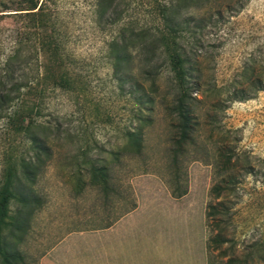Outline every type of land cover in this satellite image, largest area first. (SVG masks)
<instances>
[{"label": "rangeland", "instance_id": "rangeland-1", "mask_svg": "<svg viewBox=\"0 0 264 264\" xmlns=\"http://www.w3.org/2000/svg\"><path fill=\"white\" fill-rule=\"evenodd\" d=\"M227 1L210 0L206 8L197 10L200 17L206 12L202 24L206 25L191 46L201 54L199 64L207 79L219 85L243 81L252 98L216 111L209 104L212 96L198 103L197 146L191 147L194 150L179 171L188 193L175 198L181 201L177 202L183 211L181 222L186 226L190 222L192 232L199 228L200 214L207 264H264L260 258L264 255V90L256 91L243 79L260 75L264 84V0H249L237 13L231 10L210 18ZM43 2L52 8L63 45L65 63L56 68V74L64 79L61 85L53 84L43 69H25L29 74L19 81L32 79L34 88L31 84L22 88L17 93L21 99L8 110L12 118L0 120V199L6 184L23 170V162L35 155L32 138L50 148L41 155L35 183L45 201L43 207L33 214L22 241L21 234L13 236L15 232L9 237L26 255V264H139V247L133 250L126 245L117 251L113 245L110 253L102 242L107 223L114 221L111 226H115L128 215H139V199L172 196L173 129L166 101L132 86L153 60L143 46L112 44L118 23L110 22L112 10L102 16L96 0H0V66L20 39L31 37L38 42L32 12ZM113 2L118 11L129 6L126 0ZM253 59L262 66L244 72ZM15 67L24 73L18 63ZM162 85L168 88L167 76ZM35 98L41 105L33 122L41 126L34 127L36 137H30L23 129L32 120H22L15 111L22 113L25 101ZM209 111L216 112L212 125L206 117ZM228 145L240 155L233 170L237 185L226 196L223 212L208 216L209 205L217 201L210 194L215 183L214 157ZM94 164L109 165L116 192L106 195L89 182L87 173ZM133 199L137 207L122 214ZM15 207L16 200L10 197L9 209Z\"/></svg>", "mask_w": 264, "mask_h": 264}, {"label": "trees", "instance_id": "trees-1", "mask_svg": "<svg viewBox=\"0 0 264 264\" xmlns=\"http://www.w3.org/2000/svg\"><path fill=\"white\" fill-rule=\"evenodd\" d=\"M96 1L95 5L101 9L102 16L106 15L108 10H112L109 15L110 22L118 23L116 34L111 39L112 44L124 48L143 46L149 59L153 60L152 66L140 72L139 83H133L132 86L139 93L156 97L163 96L166 101L165 110L173 129L171 167L174 171L170 188L172 196L180 198L188 193V184L181 185L179 171L192 154L194 149L191 147L197 146L195 135L201 125L198 103L212 96L209 104L211 109L216 111L221 109L222 105L228 106L235 101L248 100L252 98V95L245 89L243 81L234 79L227 85H219L216 81L207 79L203 68L200 67L201 54L191 44L194 43L199 29L206 25H202L204 21L206 22V12L200 17L197 15L199 12L197 10L206 8L210 0H126L129 6L123 11H118L113 0ZM248 1L228 0L223 5L224 9H221L222 6L217 13L210 14V18L217 14L223 15L231 10L237 13ZM51 10V6L43 2L36 11L32 12L35 16L38 42H33L31 37H28L29 40L20 39L18 47L5 60L4 65L0 66V120L4 117L9 120L12 118L8 110L15 107L14 104L21 99V95L17 93L22 88L29 84H31V89L34 88L32 79H28L25 83L19 81L21 76L23 78L29 74L25 69L38 71L43 69L46 78H51L53 84L61 85V80L64 79H59V74H56V68H62L65 61L63 45ZM191 39L193 42L190 41ZM16 63L21 70H24V73L17 72ZM257 65L259 64L256 59L249 61L244 66V72L255 70ZM166 76L169 85L164 90L162 82ZM243 79L251 82L250 84L256 91L264 90L263 79L260 75L255 78L244 76ZM11 80H14L13 84ZM66 80L69 82L68 76ZM34 94L37 95L38 90H35ZM199 94H202V98L198 96ZM40 105L35 98L34 102L25 101L22 113L15 111V114L21 116L22 120L25 121L27 118L32 120L28 122L27 128L23 129L28 130L30 137H36L33 129L41 126L33 122V115L37 109H40ZM215 113H210V111L206 113L209 125L216 120ZM142 114L145 116V113ZM136 129L142 130L141 127ZM32 140L35 155L23 162V170L14 177L13 181L6 184V194L0 199V264H26V255L18 249V245L15 247L9 236L13 232H15L13 236L21 234L22 241L30 228L33 214L39 211L45 202L43 196L36 190L35 183L41 155L48 154L50 148L44 145L45 142L39 138H32ZM239 158L240 155L234 152L229 145L224 146L214 157L215 183L211 187L210 194L217 201L209 205L208 216L223 212L222 207L226 196L237 185L233 170ZM87 174L89 182L93 186H98L100 191L106 195L111 191L116 192L109 165L94 164ZM78 178L80 183L83 182V173H80ZM10 197L16 200V207L11 210L9 209ZM123 198L126 197L123 196ZM136 207L137 201L130 200L122 214ZM113 223L114 221H110L104 227H110ZM9 227L11 229L8 231ZM260 258H264V255Z\"/></svg>", "mask_w": 264, "mask_h": 264}, {"label": "crops", "instance_id": "crops-1", "mask_svg": "<svg viewBox=\"0 0 264 264\" xmlns=\"http://www.w3.org/2000/svg\"><path fill=\"white\" fill-rule=\"evenodd\" d=\"M159 195L139 199V215H128L109 227L103 234L104 250L111 253L113 245L117 251L126 245L133 250L139 247V264H207V238L200 214L199 228L192 232L190 222L188 226L181 222L183 211L177 206L181 201Z\"/></svg>", "mask_w": 264, "mask_h": 264}]
</instances>
